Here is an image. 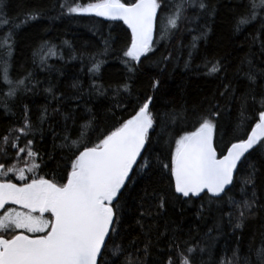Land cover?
<instances>
[{"label":"snow or ice","instance_id":"obj_1","mask_svg":"<svg viewBox=\"0 0 264 264\" xmlns=\"http://www.w3.org/2000/svg\"><path fill=\"white\" fill-rule=\"evenodd\" d=\"M8 6L9 0H0V29L7 28L0 35V84L7 88L6 92L0 88V99L4 100L6 110L8 100L18 97L21 89L28 92L36 87L31 82V73L22 79H14L10 74L15 35L22 24L8 18ZM59 7L61 15L94 16L126 26L118 59L130 74L128 79L142 67V58L151 60L159 41L174 36L181 23H192L201 13L215 10L208 0H175L171 5L165 0H89L87 3L64 0ZM240 7L243 11L235 17L236 33L254 21H259L264 29V0H241ZM189 9L193 10L191 17L187 15ZM40 15L38 10L28 11L23 24L40 19ZM209 31L206 28L193 35L186 68L198 50L199 41L206 40ZM118 39L109 36L104 49L90 57V73L101 71L105 60L97 57H107ZM261 48L264 50V41ZM54 55L52 45L34 53L41 65ZM170 59L164 57L160 62ZM247 64L244 76L249 86L240 95L231 83L223 84V91L203 102L206 107L189 110L182 105L162 116L153 111L152 96L143 100L137 97L134 104L130 103L132 92L127 82L110 91L92 84L90 96L111 97L109 111L113 117L118 112L128 115H120L104 130L98 128L95 114L88 109L90 116L80 124L75 139L67 125L70 119L75 123V117L71 113L65 116L62 142L57 146L65 151L57 161V168L47 172L44 169L48 161L33 147L36 125L25 105L21 126L9 129L0 144V264H197V257H202L206 249L194 242V237L189 235L184 239L167 224L161 232L149 222L153 207L160 210L156 212L159 216L167 206L190 203L193 198L202 202V211L204 204L209 211L215 207L220 212V221L224 218L223 206L227 205L228 224L233 232L242 230L248 219L264 209V197L258 196V190L264 191L259 183L264 168V85L257 91V80L264 79V71L257 72L250 60ZM197 67H202L208 76L227 72V66L219 59L205 57ZM158 86L156 80L153 91ZM72 87L83 94L78 82ZM46 91L57 99L51 87ZM219 98H223V106ZM229 103L238 105V116L230 129L234 142L230 139L225 143L229 131L224 129L221 118ZM47 118L45 107L39 123L43 124ZM9 148L16 150V164L10 163L13 157ZM253 156L259 157V167L252 162ZM48 159L55 158L49 155ZM20 163L24 166H18ZM245 166V176L238 179ZM154 172L167 180L172 198L155 189L151 193L144 189V195L138 198L139 206L133 207L129 200L137 197L131 196L132 185L137 178ZM237 183L240 200L230 195ZM133 213H138L135 222L140 233L129 239L126 247L123 226ZM216 230L222 231L219 225ZM239 252L237 245L233 259L225 256L219 264H241V260L243 264H253L250 256L240 257ZM254 255L255 264H264V242Z\"/></svg>","mask_w":264,"mask_h":264},{"label":"trees","instance_id":"obj_2","mask_svg":"<svg viewBox=\"0 0 264 264\" xmlns=\"http://www.w3.org/2000/svg\"><path fill=\"white\" fill-rule=\"evenodd\" d=\"M62 2L64 0H9L6 9L10 20L22 24L15 35L16 43L10 74L14 79H22L31 73V82L36 87L28 92L21 89L18 97L8 100L7 110L4 107V100L0 99V144L3 143L2 137L9 129L21 126L23 109L27 105L30 118L36 125L33 147L48 161L45 172L57 168V161L65 151L57 147L62 142L65 116L71 113L75 117V123L71 119L67 121L68 129L75 139L80 124L90 116L88 109L95 114L98 128L104 130H107L120 115H128V112H118L117 117H113L109 111L112 107L111 97L90 96L92 84L103 86L110 91L118 84L122 86V82H127L132 92L130 103L134 104L137 97L143 100L147 96H152L153 111L162 116L165 112L178 110L182 105L189 110L194 107L201 109L206 107L203 102L213 94L223 91V84L231 83L237 89V95H240L249 86L244 76V72L248 71L249 60L257 72L264 71V50L261 48V42L264 41L262 24L254 21L242 32L234 31L235 17L243 11L240 7L241 0H208L210 6L214 7V12L201 13L200 18L192 23H181L180 30L174 36L159 41L155 54H150L151 60L142 58V67L131 79H128L130 74L118 59L124 43L126 26L122 22H110L94 16L61 15L59 5ZM80 2L87 3L89 0ZM174 2L175 0H165L168 5ZM30 10H38L41 14L40 19L23 24L24 16ZM192 14L193 10L189 9L187 15L191 17ZM206 28L210 29L207 38L199 41L198 50L186 68L192 37L199 35V31ZM192 29L195 31H191ZM6 31L7 28L0 29V35ZM109 36L119 39L112 44L113 51L107 57H97L104 59L105 63L101 71L93 75L88 71L92 66L90 57L104 49ZM157 39L159 40L158 36ZM47 45L55 46L56 55L49 57L46 64L41 65L39 56H34V53ZM168 56L171 57L169 61L160 62ZM205 57L210 60H221L227 66V72L217 76L205 75L204 69L197 67L202 65ZM156 80H159V86L153 91L152 85ZM77 82L83 90L82 95L78 89L72 87ZM260 85H264V79L257 80L258 92L261 91ZM49 87L57 99H53L46 91ZM0 88H3L4 92L7 91L6 86L2 84ZM219 101L223 106V98H219ZM45 107L48 108V118L40 124L38 118ZM237 116L238 105L229 103L221 118L224 129L229 131L225 143L230 139L234 142L230 129L234 127ZM92 138L94 140L95 135H92ZM20 146H23V143ZM220 147H223V144ZM8 151L10 157H13L10 163L16 164L17 160L14 158L16 150L9 148ZM156 154L154 153V156ZM49 155L55 159L49 160ZM24 159L27 157L24 156ZM252 162L260 166L258 156H253ZM18 166L24 165L20 163ZM246 172L245 166L240 170L238 179H242ZM261 172L259 183L260 188L264 189V168ZM13 182L19 183L15 180ZM144 189L149 193L155 189L157 192L166 193L169 199L172 198L167 180H162L159 173L154 172L137 178L136 183L132 185L131 196L137 197L136 200H129L133 207L139 206L138 198L144 195ZM230 195L235 196L237 200L241 199L239 183ZM258 196L264 197V191L258 190ZM223 208L224 218L220 221L218 219L220 212L215 207L209 211L208 206L204 204L202 211V202L193 198L190 203L178 202L175 206H167L159 216H156V212L160 210L153 207V216L149 218V222L155 224L161 232L165 231L167 224L169 228L177 229L184 239L189 235L194 237V242H199L201 247L206 249L202 257H197V264H213L214 261L219 264L225 256L232 260V252L237 245L240 257L250 256L255 264V250L264 242V209L248 219L242 230L233 232L232 226L228 224L229 208L227 205ZM136 218L138 213L129 214L123 226L126 233L123 243L126 247L128 240L140 233ZM217 225L222 231L216 230ZM210 229L213 231L209 234Z\"/></svg>","mask_w":264,"mask_h":264},{"label":"water","instance_id":"obj_3","mask_svg":"<svg viewBox=\"0 0 264 264\" xmlns=\"http://www.w3.org/2000/svg\"><path fill=\"white\" fill-rule=\"evenodd\" d=\"M196 199H198V198H196Z\"/></svg>","mask_w":264,"mask_h":264}]
</instances>
